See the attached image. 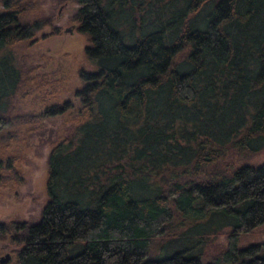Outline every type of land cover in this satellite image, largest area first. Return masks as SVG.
<instances>
[{
    "label": "trees",
    "instance_id": "trees-1",
    "mask_svg": "<svg viewBox=\"0 0 264 264\" xmlns=\"http://www.w3.org/2000/svg\"><path fill=\"white\" fill-rule=\"evenodd\" d=\"M74 1L93 65L72 93L81 119L47 152L38 218L0 221L12 264H264V239L238 244L264 222V162L226 160L264 148V0ZM0 4L1 132L20 89L12 46L47 19ZM8 176L22 181L13 153Z\"/></svg>",
    "mask_w": 264,
    "mask_h": 264
},
{
    "label": "rangeland",
    "instance_id": "rangeland-1",
    "mask_svg": "<svg viewBox=\"0 0 264 264\" xmlns=\"http://www.w3.org/2000/svg\"><path fill=\"white\" fill-rule=\"evenodd\" d=\"M18 4L22 7L20 19L30 21L45 17L47 22L32 36L12 46L20 67V89L13 96L7 112L16 117L0 132V156L16 155L22 181L8 176L0 182V221L38 218L46 199L47 152L81 119L78 97L72 93L81 83L78 70L93 67L83 51L89 44L87 37L77 30V21L72 18L78 6L74 0H18ZM67 98L72 103L69 110L50 116L38 115L46 105ZM23 114H31L34 119L21 116ZM226 160L233 165L264 162V148L244 159L227 156ZM225 230L203 237L202 263L225 245ZM261 239H264V222L241 234L238 244L246 245ZM162 240L153 239L150 252H156ZM15 247L18 246L0 240V256L6 252L10 254V259L3 264H12L11 249Z\"/></svg>",
    "mask_w": 264,
    "mask_h": 264
},
{
    "label": "water",
    "instance_id": "water-1",
    "mask_svg": "<svg viewBox=\"0 0 264 264\" xmlns=\"http://www.w3.org/2000/svg\"><path fill=\"white\" fill-rule=\"evenodd\" d=\"M67 29H70V27H66ZM10 259V254L8 252L4 253V255L0 256V264L5 263Z\"/></svg>",
    "mask_w": 264,
    "mask_h": 264
}]
</instances>
